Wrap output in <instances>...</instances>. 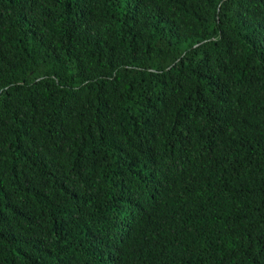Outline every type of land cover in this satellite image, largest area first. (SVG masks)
Wrapping results in <instances>:
<instances>
[{
    "label": "trees",
    "instance_id": "16d2710c",
    "mask_svg": "<svg viewBox=\"0 0 264 264\" xmlns=\"http://www.w3.org/2000/svg\"><path fill=\"white\" fill-rule=\"evenodd\" d=\"M0 264H264V0H0Z\"/></svg>",
    "mask_w": 264,
    "mask_h": 264
}]
</instances>
